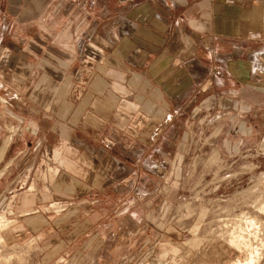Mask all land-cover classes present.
Returning <instances> with one entry per match:
<instances>
[{
	"label": "crops",
	"instance_id": "obj_1",
	"mask_svg": "<svg viewBox=\"0 0 264 264\" xmlns=\"http://www.w3.org/2000/svg\"><path fill=\"white\" fill-rule=\"evenodd\" d=\"M0 85V190L52 254L107 264L108 231L174 200L158 160L195 122L264 139V0H0Z\"/></svg>",
	"mask_w": 264,
	"mask_h": 264
},
{
	"label": "rangeland",
	"instance_id": "obj_2",
	"mask_svg": "<svg viewBox=\"0 0 264 264\" xmlns=\"http://www.w3.org/2000/svg\"><path fill=\"white\" fill-rule=\"evenodd\" d=\"M211 119L187 129L180 157L158 160L161 177L169 180L166 186L171 188L174 179V200L160 204L142 235L123 229L114 240L117 236L108 231L107 264H236L248 252H236L238 240L257 251L253 264H264V139L257 135L237 145L228 120ZM175 130L180 138L185 128ZM6 142L0 144V155ZM9 197L0 190V264H77L61 250L52 254L46 249L34 235L39 221L17 217ZM66 204L51 202L34 208L38 215L32 216H42L38 220L46 226V218L63 213Z\"/></svg>",
	"mask_w": 264,
	"mask_h": 264
},
{
	"label": "bare ground",
	"instance_id": "obj_3",
	"mask_svg": "<svg viewBox=\"0 0 264 264\" xmlns=\"http://www.w3.org/2000/svg\"><path fill=\"white\" fill-rule=\"evenodd\" d=\"M48 170H50V169H48ZM250 221H251V220H250ZM250 224H251V225H254L255 222L252 220V221L250 222ZM249 226H250V225H249ZM238 241L240 242V240H238ZM239 242H238L236 245H234V247H233V248L236 250V252H238V253L240 254V253L242 252V251L240 252V250H241L242 248H243V249L245 248V250L248 251V252H247V257H246V259H245L243 262L238 261L236 264H253V263H254V260H255L254 258H255V257L258 258V256H259V255L256 253L257 251H254L255 249L249 251V250H248V245L246 244L247 242H246V243H245V241H244V242H241L242 244L239 243ZM243 249H242V250H243ZM245 250H244V251H245ZM244 255L246 256V254H244ZM244 255H243V256H244ZM257 255H258V256H257ZM238 259H239V258H238ZM242 260H243V258H242ZM234 264H235V263H234Z\"/></svg>",
	"mask_w": 264,
	"mask_h": 264
},
{
	"label": "built area",
	"instance_id": "obj_4",
	"mask_svg": "<svg viewBox=\"0 0 264 264\" xmlns=\"http://www.w3.org/2000/svg\"><path fill=\"white\" fill-rule=\"evenodd\" d=\"M0 88H1V85H0Z\"/></svg>",
	"mask_w": 264,
	"mask_h": 264
}]
</instances>
